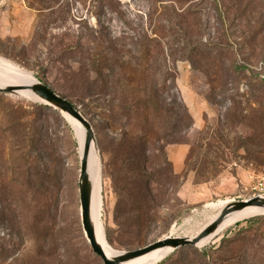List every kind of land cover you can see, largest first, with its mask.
<instances>
[{
	"label": "rangeland",
	"instance_id": "obj_1",
	"mask_svg": "<svg viewBox=\"0 0 264 264\" xmlns=\"http://www.w3.org/2000/svg\"><path fill=\"white\" fill-rule=\"evenodd\" d=\"M0 58L91 125L114 251L192 237L223 205L264 195V0H0ZM37 103L0 92V264H103L81 227L76 128ZM236 221L162 264H264V217Z\"/></svg>",
	"mask_w": 264,
	"mask_h": 264
},
{
	"label": "water",
	"instance_id": "obj_2",
	"mask_svg": "<svg viewBox=\"0 0 264 264\" xmlns=\"http://www.w3.org/2000/svg\"><path fill=\"white\" fill-rule=\"evenodd\" d=\"M28 90L32 92L39 101L44 102L49 106L57 108L59 111L65 112L72 119L77 120L81 125L86 128V137L83 144V153L79 157V177H78V187L79 189V210H80V221L81 227L84 231L85 237L89 243L90 249L95 255L99 256L103 264H121L124 261L140 256L141 254L147 253L153 249L161 247H169L171 251L177 248H182V246L192 245L202 239L205 236L213 233L217 226L221 223L224 216L228 213L239 211L244 209L246 206L264 208V195L253 196L244 200L232 201L224 205L223 210L219 212L217 217L203 226L196 235L192 237L182 236H166L157 240L155 242L144 245L140 248L133 250L119 251L116 255L112 257L106 256L105 252L102 250L99 243H97L95 238V233L93 231V226L90 218V200L92 194L91 183L87 173V156L90 150V142H94V133L92 131L91 125L83 117L80 111L72 105L66 98L59 95L53 88L49 85L41 83L39 80L31 82L27 85H8L0 86V92L10 93L15 90Z\"/></svg>",
	"mask_w": 264,
	"mask_h": 264
},
{
	"label": "bare ground",
	"instance_id": "obj_3",
	"mask_svg": "<svg viewBox=\"0 0 264 264\" xmlns=\"http://www.w3.org/2000/svg\"><path fill=\"white\" fill-rule=\"evenodd\" d=\"M4 80H8L10 82L4 81ZM33 81H36V78L31 72L25 69H21L20 67H18V65L12 63L11 61L8 62L7 60L0 58V86L3 87V86H8V85H27V84H31V82ZM14 93L18 96L26 97L29 99L32 98L34 100L39 101L36 95H34L32 92L28 90L18 89V90H15ZM39 102L45 104L42 101H39ZM62 113H64V115H66L70 119L72 125L76 128V132L78 135V147L80 150L79 154L81 156L83 153V148H84L83 144H84L85 137H86V128L83 125H81L77 120L72 119L65 112L62 111ZM89 146H90V150L87 156L86 168H87V173H88V177H89L91 188H92V194H91V200H90V206H89L90 218H91L93 231L95 233V238H96L97 243L100 244L106 256L112 257L113 255H116L118 252L114 251L108 246V244L106 243L103 237L102 230L100 229V224H99V212H100L99 202L100 200H99V195H98L99 188L97 186V179H98V174H99V167H98L99 160H98L97 146H95V143L93 142H90ZM223 207L219 209V212L223 210ZM218 214L219 213H217V215ZM259 214H264V208L246 206L242 210L228 213L224 216L221 223L216 227L217 229L210 235L205 236L199 241H197L195 243V246L203 245L207 240L211 239V237L223 231L232 222L236 220L244 219L245 217L259 215ZM217 215L213 219H215ZM213 219H211L210 221H212ZM170 251L171 250L169 247H161V248L153 249L147 253L141 254L138 257L129 259L122 263L123 264H149V263H153V262H156L162 259V257L166 255L167 253H169Z\"/></svg>",
	"mask_w": 264,
	"mask_h": 264
},
{
	"label": "trees",
	"instance_id": "obj_4",
	"mask_svg": "<svg viewBox=\"0 0 264 264\" xmlns=\"http://www.w3.org/2000/svg\"><path fill=\"white\" fill-rule=\"evenodd\" d=\"M112 65H110L109 69H108V74L106 76H103V74L101 72L95 71L96 72V76L94 78V80L92 81L93 85L97 86L98 88L101 87H106L107 86V82L113 78L114 73H113V68H111ZM35 78L37 80H39L41 83L46 84L44 82V80L38 75V74H34ZM47 85V84H46ZM71 103V102H70ZM38 106L42 107L43 109H47L48 107H50L47 104H41V103H37ZM74 105V104H73ZM75 106V105H74ZM76 107V106H75ZM63 120V119H62ZM64 121V120H63ZM145 140L142 143H139V140L137 139L136 143H134L133 146V150L132 153L135 154V156H132L130 158V161L132 162H138V160H141L145 157ZM131 183L135 184V185H141V187L146 186V181H145V175H140L138 174L137 176L132 177L131 179ZM131 199V207H133L132 209L136 212L139 211V209H141L143 207V204H146V202L142 203L140 200L138 201L136 198H130ZM264 217V215H253V216H249L246 217L243 220L240 221H236L234 223V226H237L241 223H245V222H251L252 220L258 219V218H262ZM151 218V217H149ZM130 225H138V221H134L132 224ZM119 225L116 224L115 228H109L107 226H104V234H105V239L106 241L110 244V245H114L118 239H116L114 237V234L119 233V229L120 227H118ZM175 251H177L176 249H174L170 254L175 253ZM205 253V251L203 252V254ZM168 256H163L161 260H159L157 263L155 264H162V262L167 258Z\"/></svg>",
	"mask_w": 264,
	"mask_h": 264
}]
</instances>
